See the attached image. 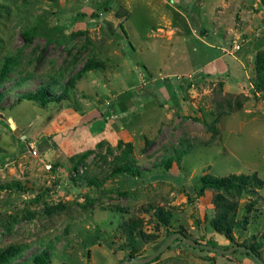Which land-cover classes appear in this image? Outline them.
Returning a JSON list of instances; mask_svg holds the SVG:
<instances>
[{
  "label": "rangeland",
  "instance_id": "rangeland-1",
  "mask_svg": "<svg viewBox=\"0 0 264 264\" xmlns=\"http://www.w3.org/2000/svg\"><path fill=\"white\" fill-rule=\"evenodd\" d=\"M260 51L264 0H0L7 264L43 252L44 264H119L178 231L264 261ZM43 85L62 99H20ZM205 174L262 180L233 198L230 239L212 223L217 191L199 192ZM126 264L258 263L177 239Z\"/></svg>",
  "mask_w": 264,
  "mask_h": 264
},
{
  "label": "trees",
  "instance_id": "trees-1",
  "mask_svg": "<svg viewBox=\"0 0 264 264\" xmlns=\"http://www.w3.org/2000/svg\"><path fill=\"white\" fill-rule=\"evenodd\" d=\"M256 68L257 77L255 79L256 88L264 92V51H260L256 56ZM94 64L87 63L79 73L92 69ZM20 99L36 100L41 103L42 106L47 105L52 100H61L62 96L51 95L47 86H40L33 91H28L20 95ZM123 170V169H122ZM249 183L261 185L262 180L258 179L256 174L253 175H237L229 174L225 176H215L211 174H205L200 178V194H203L207 189H214L217 191L214 196L213 202L217 208V214L213 219V226L215 231L227 239L231 238L232 230L236 226V209L237 201L233 198L247 191ZM232 197V198H231ZM258 255V251L251 247ZM13 247H9L7 250L0 252V264H7ZM47 253L43 252L36 255L34 260L36 263L44 264L45 256ZM250 255V253L247 252Z\"/></svg>",
  "mask_w": 264,
  "mask_h": 264
},
{
  "label": "water",
  "instance_id": "water-1",
  "mask_svg": "<svg viewBox=\"0 0 264 264\" xmlns=\"http://www.w3.org/2000/svg\"><path fill=\"white\" fill-rule=\"evenodd\" d=\"M177 239H181L182 241H184V243H186L187 245H190L192 247H199L202 249H206L209 251H213V252H218V253H222V254H230L232 252H235L236 250L239 249H243L245 251H247L248 253H250L255 260L257 261L258 264H264L263 258H261L260 255H258L251 247L247 246V245H242V244H235L232 247L229 248H221L212 244H208V243H203V242H199L193 238L188 237L184 232L182 231H178L175 232L165 243L164 245H162L157 251H155L154 253L147 255L145 257H140V258H135L134 256L130 259V260H124L119 264H126V263H149L153 260H155L156 258L159 257V255H161L166 249H168L170 247V245L176 241Z\"/></svg>",
  "mask_w": 264,
  "mask_h": 264
},
{
  "label": "built area",
  "instance_id": "built-area-1",
  "mask_svg": "<svg viewBox=\"0 0 264 264\" xmlns=\"http://www.w3.org/2000/svg\"><path fill=\"white\" fill-rule=\"evenodd\" d=\"M236 48H239V45H236ZM47 167H48V168H50V167H51V165H47Z\"/></svg>",
  "mask_w": 264,
  "mask_h": 264
}]
</instances>
